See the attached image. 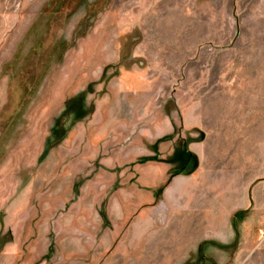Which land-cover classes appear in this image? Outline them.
Instances as JSON below:
<instances>
[{
	"label": "rangeland",
	"instance_id": "1",
	"mask_svg": "<svg viewBox=\"0 0 264 264\" xmlns=\"http://www.w3.org/2000/svg\"><path fill=\"white\" fill-rule=\"evenodd\" d=\"M0 264H264V0H0Z\"/></svg>",
	"mask_w": 264,
	"mask_h": 264
},
{
	"label": "crops",
	"instance_id": "2",
	"mask_svg": "<svg viewBox=\"0 0 264 264\" xmlns=\"http://www.w3.org/2000/svg\"><path fill=\"white\" fill-rule=\"evenodd\" d=\"M232 47H233V43H232ZM233 51H234V47H233ZM179 182H180V181H179ZM183 239H184V238H182V237L179 236V242H182ZM185 246H186V244H185V242H184V244H181V245L179 246V250H183V249H185Z\"/></svg>",
	"mask_w": 264,
	"mask_h": 264
}]
</instances>
